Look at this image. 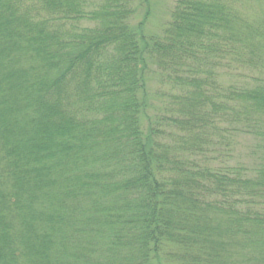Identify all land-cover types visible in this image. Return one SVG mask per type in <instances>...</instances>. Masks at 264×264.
Listing matches in <instances>:
<instances>
[{
    "label": "trees",
    "instance_id": "1",
    "mask_svg": "<svg viewBox=\"0 0 264 264\" xmlns=\"http://www.w3.org/2000/svg\"><path fill=\"white\" fill-rule=\"evenodd\" d=\"M228 2L147 34L152 0H0V264H264V78L210 82L260 67L264 31ZM153 76L175 143L143 127ZM241 121L257 169L222 161Z\"/></svg>",
    "mask_w": 264,
    "mask_h": 264
},
{
    "label": "rangeland",
    "instance_id": "2",
    "mask_svg": "<svg viewBox=\"0 0 264 264\" xmlns=\"http://www.w3.org/2000/svg\"><path fill=\"white\" fill-rule=\"evenodd\" d=\"M176 0H152V11L149 16V19L147 21L146 25V32L147 34H158L159 30H161L165 24L167 23V20L170 18L171 9L175 5ZM228 8L234 10V13L236 16V22L239 24V21H243V27L246 25L248 28H251L253 24H261L262 28H258L259 30L264 31V0H229L227 3ZM233 17L235 15L233 14ZM170 20V19H169ZM168 20V21H169ZM239 20V21H238ZM240 25V24H239ZM250 32L251 35L253 34L251 31H245ZM242 38H246L245 35L242 36ZM257 56L262 59L263 63L260 67L253 69L250 67L249 69H244V67H241L238 63L236 64L237 57H239L240 52L236 53V57H231L230 54L228 56H225L221 60V65L219 67H215L214 71L211 75L210 82H214L215 87H219L221 90V93L228 94V89L230 88H236L241 87L246 82H253L257 78H264V51L263 50H257ZM157 77L153 76L152 81L149 80L148 87L149 91L151 92V101L149 106V115L150 120H144L143 127L146 129V127L149 125V122L152 120L153 122H159V128L161 131H164L165 137L168 138L165 143L171 144L175 143L176 139L174 138V134L177 132L175 130L169 129L168 126H166V123L171 124V121H166L164 116H167V119H171L169 114H173L168 109L170 108L169 102L171 99L168 96H163L161 94H157L159 90L161 89L160 84L157 82ZM170 84V83H169ZM171 85V84H170ZM168 88V86H167ZM213 87L209 86L210 90ZM164 91V90H163ZM219 92V90H218ZM151 108V109H150ZM172 110V109H171ZM176 110V109H175ZM173 111V110H172ZM175 119H180L181 115H179L177 112L174 113ZM163 119V121H162ZM219 127L224 130H230L228 127L237 128L234 132L231 133L230 137V149H224L225 153L228 154L230 151H232L231 158L228 159H222L224 162L229 163H236L243 165H248L252 167L251 169H257L253 168L256 163H259L261 160L258 158L261 155V150L255 147L256 145L259 146V143L261 142L260 139L258 140L256 136L253 134L243 133L240 131V129L243 127V122L239 123H225V122H219ZM180 131V130H178ZM212 129H207V132L210 133ZM180 134L175 135H182L184 136L185 133L182 131L179 132ZM223 134V133H222ZM218 135L214 136L213 139H219L221 143L228 141L227 136L225 139ZM188 134L186 133V136ZM173 138V139H170ZM164 142V141H163ZM177 145V144H176ZM253 171V170H251ZM253 175L255 173L251 172Z\"/></svg>",
    "mask_w": 264,
    "mask_h": 264
}]
</instances>
